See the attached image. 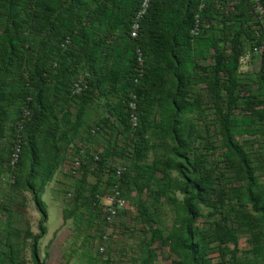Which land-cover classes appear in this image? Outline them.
<instances>
[{"label": "trees", "instance_id": "1", "mask_svg": "<svg viewBox=\"0 0 264 264\" xmlns=\"http://www.w3.org/2000/svg\"><path fill=\"white\" fill-rule=\"evenodd\" d=\"M140 2L0 0V264H45L42 195L61 170L62 221L84 225L95 264H264V54L239 62L264 38V0H150L132 37ZM115 183L130 209L92 256ZM24 192L36 232L13 207ZM120 228L135 240L115 247Z\"/></svg>", "mask_w": 264, "mask_h": 264}, {"label": "rangeland", "instance_id": "2", "mask_svg": "<svg viewBox=\"0 0 264 264\" xmlns=\"http://www.w3.org/2000/svg\"><path fill=\"white\" fill-rule=\"evenodd\" d=\"M258 60L253 58L250 62L242 63V68L248 71L257 69ZM67 174L64 170L56 173L54 179L46 186L45 191L42 195V199L47 207L48 219L45 223L47 233L41 238L39 242V253L42 257L45 256V264H95L93 260L90 259L89 254L86 250H88V245H82V241L85 238V230L82 227L76 228V226L72 223L71 220H67L64 223L63 229L60 231L59 236L55 244L57 246H49L44 245L47 243L48 239L51 238L52 232L61 224L62 222V214L61 208L64 205L62 200L63 194L60 192L63 188L66 187V184L70 182V178L65 176ZM6 187V186H5ZM27 201L25 203V207L13 205L14 208L20 209L24 212L25 216L28 217L31 229L36 228L37 225V214L38 212L35 210L32 200L30 199V194L28 192H24ZM17 200L20 199L19 195L15 196ZM37 213V214H36ZM116 230V228H115ZM118 233L115 237H113L112 242L115 247L119 245L128 244V242L132 243L135 239L134 237H128V234L122 236L119 232H124L122 228L117 230ZM120 234V235H119ZM55 241V240H54ZM98 240L95 241V246L93 251L90 253L92 256L95 255V251L97 249ZM239 246L244 248L245 241L244 239H240ZM165 250V249H164ZM29 251H26V255L28 256ZM115 262L112 264H128L126 259H118V253H111ZM212 262L217 264L219 258L216 253L211 254ZM120 260V261H117ZM156 264H172L171 257L165 256L159 259Z\"/></svg>", "mask_w": 264, "mask_h": 264}, {"label": "built area", "instance_id": "3", "mask_svg": "<svg viewBox=\"0 0 264 264\" xmlns=\"http://www.w3.org/2000/svg\"><path fill=\"white\" fill-rule=\"evenodd\" d=\"M150 0H141L139 9L136 12L134 19L132 20L131 26H130V35L132 37L137 36V32L140 27V19L146 12L148 5H149ZM253 21L256 23H259L262 25L263 30H264V8L260 3H255L253 7ZM200 31V23L198 16L195 17V22L190 29V34L191 35H197L198 32ZM264 54V38L261 42L258 44H255L252 48V50H248L244 52L242 55L239 57V62L240 63H245V62H250L253 59L254 55H261ZM137 61L139 64L142 63V56L139 50H137ZM139 74L141 70H138ZM82 88L80 80H76L73 83V91L74 92H79ZM131 99L128 101V107L131 110V113L129 115V122L132 127H135L137 124V116L136 113L134 112L136 108V103H135V95L130 94ZM18 147H16L15 152L13 153L11 163H13L16 160L17 157V151ZM80 166V159L74 158L72 160L65 161L63 163V167L66 170L71 171L72 173H76V170ZM126 169V167L122 164H117L115 166V174L116 176H120L123 171ZM100 204H101V209L103 212V218H104V232L101 235L100 239V244L97 247V250L99 252H103L105 250L106 243L109 239V236L113 230V223H115L119 211L120 210H128L130 209V206L128 202L120 196V190H119V185L118 183H115L114 185L111 186L109 193L103 195L100 197Z\"/></svg>", "mask_w": 264, "mask_h": 264}, {"label": "crops", "instance_id": "4", "mask_svg": "<svg viewBox=\"0 0 264 264\" xmlns=\"http://www.w3.org/2000/svg\"><path fill=\"white\" fill-rule=\"evenodd\" d=\"M37 214V213H36ZM38 218H39V215L37 214V221H38ZM63 226H64V223L63 221L61 222V224L52 232V235H51V238L48 239L47 243L44 245V248L45 246H49V248H51L52 246H57V244H55L56 240H57V237L59 236V233L60 231L63 229ZM33 232H36L37 231V227L36 228H32L31 229ZM46 233H47V229H46ZM45 233V234H46ZM55 240V241H54ZM41 256V255H40ZM45 256V255H44ZM41 258H43L41 256Z\"/></svg>", "mask_w": 264, "mask_h": 264}]
</instances>
